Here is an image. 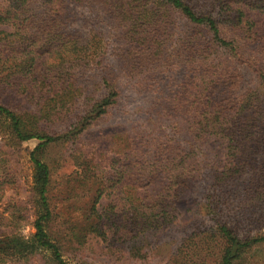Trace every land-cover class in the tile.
Returning a JSON list of instances; mask_svg holds the SVG:
<instances>
[{
	"label": "trees",
	"instance_id": "16d2710c",
	"mask_svg": "<svg viewBox=\"0 0 264 264\" xmlns=\"http://www.w3.org/2000/svg\"><path fill=\"white\" fill-rule=\"evenodd\" d=\"M240 5L264 13V0H0V24L12 26L0 30V121L18 142L39 141L30 153L33 233L0 238L1 263L48 255L49 264H66L48 196L51 169L36 153L80 135L105 114L120 94V75L149 76L139 87L158 88L161 96L144 110L149 123L125 135L107 174L82 169L94 194L84 224L68 227L72 236L122 242L139 255L174 229V202L194 196L188 239H197L192 256L201 263L213 250L217 264H234L252 242L264 241V234L248 236L251 221L264 215V46L260 56L246 52L264 37ZM80 8L88 17H107L118 43V67L106 69L103 97L83 114L74 101L89 43L73 26ZM243 62L254 74L250 82ZM169 63L185 66L172 89L154 77ZM14 96L30 107L13 109ZM212 140L223 144L222 165L208 146ZM112 188L121 192L123 208L98 210Z\"/></svg>",
	"mask_w": 264,
	"mask_h": 264
},
{
	"label": "rangeland",
	"instance_id": "374dc122",
	"mask_svg": "<svg viewBox=\"0 0 264 264\" xmlns=\"http://www.w3.org/2000/svg\"><path fill=\"white\" fill-rule=\"evenodd\" d=\"M240 8L244 11L245 18L254 21L259 35L264 37V13L250 10L242 5ZM78 12L79 19L73 23V26L84 35L85 41H89L74 98L75 107L78 106L80 114H83L95 100L99 101L103 97L105 90L101 78L106 69H110L112 65L118 67V59L115 55L118 43L116 44L107 17H99V12L93 18L88 17L89 13L81 8ZM0 30L11 31L12 26L0 24ZM263 46L264 40L258 45H249L248 49L244 47L241 50L247 49L246 52L250 54L248 50L253 49L256 50L253 53L260 56ZM44 59L46 55L41 56L37 63ZM240 68L245 73L246 81L250 82L254 74L245 71V68L247 69L245 62L240 64ZM184 69L185 66L176 69L169 63L166 69L157 68L154 77L159 78L158 84H167L169 89H172L182 80ZM170 74L169 81L170 77L165 78ZM148 78L147 75H136L133 78L118 76L123 86L116 103L105 114L89 124L80 135L71 137L64 143L38 150L36 153L37 157L45 161L51 169L48 196L55 214L54 228L59 231L58 234H61L62 255L66 264H217L213 250H209L202 259L204 263H201L197 255L192 256L194 242L197 239H188L193 232L188 226L195 218L194 196H186L174 202L177 214L174 229L170 233L160 234L139 255H134L125 243L120 244L112 240L103 242L90 233H85L83 238L74 237L75 235L72 236V231L68 229L71 224L77 227L84 224L85 211L91 206L94 194L92 179L82 180L85 178L81 173L82 169L89 167L95 173L107 174L111 159L116 154H120L125 147V135L133 128H140L142 122L149 123L143 115L144 110L156 97L161 96V92L159 93L158 88L152 91L139 87L138 84ZM162 79L165 80L160 82ZM11 104L10 106L15 110L30 107V104L26 103L20 106L17 96L12 98ZM38 143L36 139L18 142L0 121V238L11 233L28 238L33 233L32 220L35 216V208L31 201L33 164L30 153ZM208 146L222 165L223 144L212 140L208 142ZM106 192L102 194L96 208L100 210L112 204L115 211L122 209L124 201L121 192L116 188H112L109 194ZM251 222L253 225L249 229L252 231L248 236L264 234V215ZM209 223L208 220L205 222L206 225ZM111 231L107 230L108 234ZM210 248H213L212 245ZM30 257L28 261L14 260L0 264H49L46 259L49 258L48 255L33 259V256ZM234 264H264V241L252 242Z\"/></svg>",
	"mask_w": 264,
	"mask_h": 264
}]
</instances>
